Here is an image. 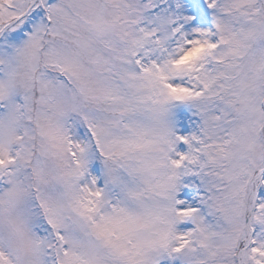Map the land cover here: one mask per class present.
<instances>
[{
  "label": "snow or ice",
  "instance_id": "obj_1",
  "mask_svg": "<svg viewBox=\"0 0 264 264\" xmlns=\"http://www.w3.org/2000/svg\"><path fill=\"white\" fill-rule=\"evenodd\" d=\"M0 264H264V0H0Z\"/></svg>",
  "mask_w": 264,
  "mask_h": 264
}]
</instances>
